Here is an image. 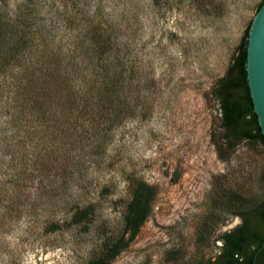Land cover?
I'll return each mask as SVG.
<instances>
[{
	"label": "rangeland",
	"instance_id": "obj_1",
	"mask_svg": "<svg viewBox=\"0 0 264 264\" xmlns=\"http://www.w3.org/2000/svg\"><path fill=\"white\" fill-rule=\"evenodd\" d=\"M6 1L50 29L44 58L58 55L73 72L88 30L127 81L119 117H95L67 140L23 126L0 102V264L101 255L121 233L135 180L151 186V209L109 264H207L223 232L247 222L264 234V146L239 136L219 155L212 92L262 0ZM85 206L87 219L70 222Z\"/></svg>",
	"mask_w": 264,
	"mask_h": 264
},
{
	"label": "trees",
	"instance_id": "obj_2",
	"mask_svg": "<svg viewBox=\"0 0 264 264\" xmlns=\"http://www.w3.org/2000/svg\"><path fill=\"white\" fill-rule=\"evenodd\" d=\"M18 9V6L10 9L6 0H0V102L7 100L5 104L8 101L13 103L14 109L16 107L13 119L20 115L24 118L23 126L35 128L37 132L45 128L48 134L53 133L67 140L73 128L84 127L95 117H101L104 124L119 117V107L124 102L121 92L127 78L122 77L116 69L111 53L104 55V52L97 51L99 41L105 40L90 37L88 30H83L81 34L87 42L80 53L83 59L73 72H68L67 67L61 66L60 56L44 58L41 52L38 53L39 45L50 29L34 22L27 4L23 12ZM245 49L246 40L239 46L225 75L216 81L212 90L220 105V121L224 131V144L216 143L220 156L224 145H233L239 136L257 139L264 146L246 81ZM83 111L88 112L87 115ZM86 126L93 134L92 128ZM48 134L42 138H47ZM130 191L131 198L123 211L121 233L105 244L101 255L88 260L86 264H109L138 233L151 209L154 192L142 180L131 182ZM87 213L86 206L76 209L70 222L84 221ZM260 216L264 221V211ZM236 229L252 231L253 236L260 239L264 236L247 222ZM242 238L243 232L228 236L227 260H240L238 251Z\"/></svg>",
	"mask_w": 264,
	"mask_h": 264
},
{
	"label": "water",
	"instance_id": "obj_3",
	"mask_svg": "<svg viewBox=\"0 0 264 264\" xmlns=\"http://www.w3.org/2000/svg\"><path fill=\"white\" fill-rule=\"evenodd\" d=\"M245 72L252 109L264 140V0L247 30ZM264 246V242L259 250ZM254 255V260L258 251Z\"/></svg>",
	"mask_w": 264,
	"mask_h": 264
},
{
	"label": "flooded vegetation",
	"instance_id": "obj_4",
	"mask_svg": "<svg viewBox=\"0 0 264 264\" xmlns=\"http://www.w3.org/2000/svg\"><path fill=\"white\" fill-rule=\"evenodd\" d=\"M241 232L244 233V238L240 239V250L238 251L240 260H227L225 252L227 250L226 247L229 246L228 236H236ZM219 238L221 242V244H219V251L217 252V255L207 264H264V246L259 250L264 242V236L260 239L255 237V235L253 236L252 231H241L239 229H234L231 231L223 232V234H220ZM257 250L259 251L256 255L255 261L253 262L254 255Z\"/></svg>",
	"mask_w": 264,
	"mask_h": 264
}]
</instances>
